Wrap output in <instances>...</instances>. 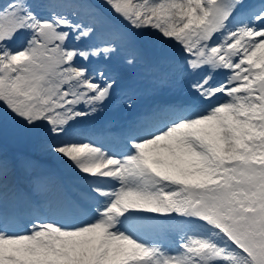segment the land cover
Instances as JSON below:
<instances>
[{
  "label": "snow or ice",
  "instance_id": "1",
  "mask_svg": "<svg viewBox=\"0 0 264 264\" xmlns=\"http://www.w3.org/2000/svg\"><path fill=\"white\" fill-rule=\"evenodd\" d=\"M146 49L187 99L80 136ZM5 119L78 187L0 149V264H264V0H0Z\"/></svg>",
  "mask_w": 264,
  "mask_h": 264
},
{
  "label": "rangeland",
  "instance_id": "2",
  "mask_svg": "<svg viewBox=\"0 0 264 264\" xmlns=\"http://www.w3.org/2000/svg\"><path fill=\"white\" fill-rule=\"evenodd\" d=\"M161 54H165L167 56L166 51L157 53L146 49L144 53H142V55L138 57L137 63L133 66H127L123 64L122 60H117L116 62H114V67H119L120 71H126L124 77H121L119 79L118 85H126L129 79H131L136 85H142L141 81L143 80V78L137 73L142 68H144L147 76H150V74L154 72V77H147V82L154 80V78L158 76V73L155 72L153 64H160V62H157L152 57L153 55L159 56ZM128 73H130V76H128ZM113 99H115L114 96L109 102H112ZM133 101H137L136 97ZM129 102L130 101H126L125 103ZM118 106L119 103L113 104L112 106L110 104L106 105L104 106V109L95 116H93V118H95V121L98 122V125L101 126L102 123L113 124L115 121L118 120V118L125 119L126 116L123 115V113L121 112V108L123 106L126 107V104L120 102L119 111L115 110ZM98 119L102 121V123L99 122ZM96 139L99 140L98 135H96ZM42 144L43 143L40 139L24 133L10 119H5L3 121V136L2 139H0V149H2L3 153L4 151H7V157H31L39 161V163L44 166L45 171L48 174L54 176L56 179L60 178L61 180H63L64 178L65 181H69L70 178V180L72 181L73 179L77 178L75 170L71 169L67 163H65L61 159L58 160L54 158L51 153H45L46 151L44 146L42 148H39V146Z\"/></svg>",
  "mask_w": 264,
  "mask_h": 264
},
{
  "label": "bare ground",
  "instance_id": "3",
  "mask_svg": "<svg viewBox=\"0 0 264 264\" xmlns=\"http://www.w3.org/2000/svg\"><path fill=\"white\" fill-rule=\"evenodd\" d=\"M44 146V144L40 145L39 148H42ZM45 153H48V152H45ZM4 154L7 156V151H4ZM52 156L56 159H58L55 155L52 154ZM60 160V159H58ZM18 179L21 181L20 182V187H25V184H26V180L25 178H22V177H18Z\"/></svg>",
  "mask_w": 264,
  "mask_h": 264
}]
</instances>
